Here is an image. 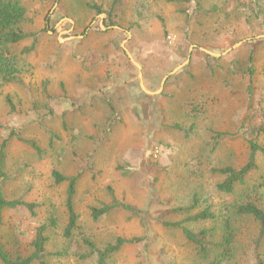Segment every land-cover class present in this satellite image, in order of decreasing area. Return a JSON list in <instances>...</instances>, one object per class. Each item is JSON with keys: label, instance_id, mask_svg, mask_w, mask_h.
Segmentation results:
<instances>
[{"label": "rangeland", "instance_id": "1", "mask_svg": "<svg viewBox=\"0 0 264 264\" xmlns=\"http://www.w3.org/2000/svg\"><path fill=\"white\" fill-rule=\"evenodd\" d=\"M110 3L22 0L26 15L21 28L36 33L37 42L30 54L22 53L30 41L8 47L22 84L0 86V143L14 130L34 140L44 154L37 156L22 142L10 140L4 171L24 167L0 188L7 199L23 196L40 204L37 219L55 205L58 226L48 233L46 249L63 256H50L49 264H94L76 256L85 251L82 239L103 247L117 237H144L145 252L139 245H126L107 264H208L196 257L177 227L152 222L144 228L124 212L93 222L88 208L107 201L111 189L117 200L150 218L162 214L167 222H180L206 206L220 214L234 196L217 192L222 177L212 170L245 164L248 132L242 128L243 119L252 115L260 121L264 114V42L243 47L263 34L248 35L241 21H229L226 11L209 13L221 0H194L190 6L187 0H127L116 25H109L104 13L93 15L87 9L88 4L106 9ZM186 11L197 17L187 27ZM234 35L237 41L230 44ZM244 40L216 63L208 62L200 50L222 54ZM180 48L185 53L182 61ZM126 52L140 66L145 89L154 95L141 89L138 69ZM251 52L255 77L248 93V77L242 71ZM8 95L17 113L9 114ZM50 133L55 135L51 149ZM216 133L222 136L211 149ZM257 143L264 146V135ZM256 163L258 170L248 177V185L264 177V157L258 155ZM52 170L66 176L81 172L74 198L78 229L71 240L63 237L65 184L53 183ZM196 196L198 205L190 210ZM35 221L24 211H6L1 240L10 241L14 231L28 239L24 234H31ZM187 226L198 230L216 225ZM234 226L230 264H246L257 226L247 218Z\"/></svg>", "mask_w": 264, "mask_h": 264}, {"label": "trees", "instance_id": "2", "mask_svg": "<svg viewBox=\"0 0 264 264\" xmlns=\"http://www.w3.org/2000/svg\"><path fill=\"white\" fill-rule=\"evenodd\" d=\"M126 1L111 0L106 9L97 4H88L87 9L93 15L104 13L107 16L108 24L116 25L117 19L120 20L123 16V6ZM193 2L194 0H187L189 6ZM222 11L229 13L227 14L229 21L233 20L235 24L241 21L248 31V35L264 34V0H221V5L218 4L212 7L209 13L218 14ZM25 15L26 10L22 5V0H0V86L11 83L22 84L15 59L9 55L8 47L30 41V44L22 50V53L30 54L35 50L36 33L26 32L21 28ZM140 17L142 19L141 15ZM192 17V14L185 12V27H187L189 21L197 19L195 16L194 19ZM241 34L242 32H240ZM194 37L195 35L193 39H195ZM236 39L234 35L230 44L235 43ZM261 42H264V39L251 40L244 44L243 47H253ZM179 55L180 60H184L185 53H183L182 48H180ZM202 55L209 60L208 62H217L216 58L204 53ZM254 68L255 59L253 58V52H251L245 63L244 71H242V74L248 77L246 89L248 93H251L250 90L255 77ZM236 73H239V71ZM6 102L9 107V114L17 113L16 105L11 96H7ZM263 115H260L262 117L260 121H255L252 115L243 119L242 128L245 129L244 133L248 132L246 140L248 158L245 164L239 168L225 166L212 170L222 177V181L215 186L217 192L234 196L230 203L224 205L220 214L217 215L211 211L209 206H206L199 211L188 214L180 222H167L163 219L162 214L156 218L147 217V214L142 210L117 200L113 191L108 189L107 201L99 202L97 205L88 208L90 219L93 222H97L111 212H124L130 217L139 220L144 228H147L148 223L152 222L163 227H177L181 230L185 241L192 247L196 257L201 262L230 264L234 258L235 221L247 218L256 224L257 233L250 243L246 264H264V252L260 251L261 242L264 238V208L261 206L264 197V177H261L258 183L247 184L248 177L258 170L256 163L258 155L264 157V146L257 143V139L264 135ZM54 136L53 133H50L49 149L52 148ZM221 136L222 134L216 133L212 138L211 149H215ZM13 138L30 147L37 156L44 154V151L34 140L21 138L14 130H11L8 136L0 143V186L14 181L24 167L19 166L13 172L4 171L6 147ZM51 176L55 185L65 184L64 208L67 220L63 228V237L65 240H71L74 232L78 229L79 215L74 208V198L78 181L81 178V172L66 176L58 170H52ZM237 188H241V191L235 194ZM197 205L196 196L189 209L194 210ZM40 208V204L26 201L23 196L7 199L0 188V230L4 225L3 216L6 211H24L30 219L36 218L35 224L30 231L31 234H24V236H29L28 239H23L18 231H14L10 241L3 242L0 238V264H49L48 258L50 256H63V252L50 254L46 249L49 242L48 233L58 226L56 207L54 204L49 205L41 219H37ZM165 213L167 215L172 212L166 211ZM206 222H212L216 226L210 229L201 228L198 230H192L187 226V224ZM144 242V237H117L113 242L107 243L103 247H98L90 238H83L82 245L85 251L76 256L82 262L91 260L94 264H107L108 260L126 245H139V247L141 246L140 249L145 252Z\"/></svg>", "mask_w": 264, "mask_h": 264}, {"label": "water", "instance_id": "3", "mask_svg": "<svg viewBox=\"0 0 264 264\" xmlns=\"http://www.w3.org/2000/svg\"><path fill=\"white\" fill-rule=\"evenodd\" d=\"M264 38V34L263 35H260V36H256L254 37V39H262ZM248 40V39H247ZM247 40H244V41H241L239 43H237L236 45H234L232 48L226 50L225 52H223L222 54H216V53H212L210 51H207V50H204V49H200L202 52H204L205 54L209 55V56H212L214 58H219L221 56H224L226 55L227 53H229L232 49H235L236 47H238L239 45H241L243 42L247 41ZM126 55L127 57L129 58V60L131 61V63L138 69V82L140 84V87L141 89L147 94V95H154L155 93H151L149 91H147L143 85V82H142V74H141V71H140V66L133 60V58L131 57V55L126 52ZM188 62V60L181 64L180 66L176 67L170 74H174L176 71H178L180 68H182L186 63ZM167 78L164 77L163 80H162V83L165 81V79ZM157 93V92H156Z\"/></svg>", "mask_w": 264, "mask_h": 264}, {"label": "crops", "instance_id": "4", "mask_svg": "<svg viewBox=\"0 0 264 264\" xmlns=\"http://www.w3.org/2000/svg\"><path fill=\"white\" fill-rule=\"evenodd\" d=\"M263 39V38H262Z\"/></svg>", "mask_w": 264, "mask_h": 264}]
</instances>
